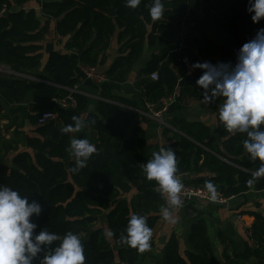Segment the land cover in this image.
Instances as JSON below:
<instances>
[{
	"label": "trees",
	"instance_id": "1",
	"mask_svg": "<svg viewBox=\"0 0 264 264\" xmlns=\"http://www.w3.org/2000/svg\"><path fill=\"white\" fill-rule=\"evenodd\" d=\"M32 1L38 3L39 10L28 4ZM151 2L142 0L138 8L131 9L125 0H0V9L5 5L0 13V66L34 77L0 73V109L22 103L30 90L27 119L33 126L32 134L23 136L21 144L26 149L12 156L10 165L0 164V184L23 193L29 203L40 204V214L29 217L37 225L35 234L43 230L61 238L68 231L78 234L86 264H145L153 240L150 250L139 253L120 238L127 235L132 213L146 216L153 228L163 218L167 200L153 188L137 189L149 181L143 172L148 162L145 130L135 125L141 117L137 112L115 103L120 102L118 97L106 88L100 96L108 100L75 93L76 105L66 108L53 100L66 96L68 88L81 81L77 64L96 67L108 83L121 85L150 50L135 83L141 110L146 111L145 102L159 108L161 99L173 93L183 103L202 100L203 92L195 83L202 70L188 74L183 59L190 66L204 61L234 65L238 49L264 27V20L252 22L246 11L248 0H164L165 14L155 22L149 14ZM50 31L60 39L62 48L51 49L44 66L38 69L42 41ZM114 41L116 55L107 63V50ZM152 72L157 73L156 80L150 78ZM91 103L93 110H89ZM45 111L56 117L38 124L37 117ZM73 116L83 118L85 128L76 133L62 132L66 125L74 124ZM218 117L219 111V140L201 122L178 116L169 121L175 130L162 127V132L171 136L172 142L164 148L176 154V174L195 172L196 176L185 181L204 188L205 182L211 181L225 196L264 190V176L248 184L260 162L251 161L243 147L247 134L227 132ZM74 137L86 138L98 149L87 166L75 173L70 148ZM249 215L254 217L247 228L254 242L251 255L224 247L217 256L205 220L197 211L188 216L183 251L172 234L158 264H249L250 257L256 264H264V216L259 212ZM109 230L111 237L106 236ZM218 237L221 243L232 244L220 231ZM58 243L53 242L52 247ZM43 254H38L33 264H39Z\"/></svg>",
	"mask_w": 264,
	"mask_h": 264
},
{
	"label": "clouds",
	"instance_id": "2",
	"mask_svg": "<svg viewBox=\"0 0 264 264\" xmlns=\"http://www.w3.org/2000/svg\"><path fill=\"white\" fill-rule=\"evenodd\" d=\"M142 0H125V6L136 9ZM246 11L251 14L253 23L264 20V0H248ZM151 19L159 21L165 14L164 0H152L149 7ZM192 69H201L196 85L203 92V101L210 103L223 97L219 108V121L227 132L246 133L243 147L251 161L259 160L260 166L252 173L251 185L257 178L264 176V27H260L254 38L245 42L237 51L236 63L209 61L194 62ZM74 124L66 125L64 133L80 132L86 126L83 118L73 116ZM95 123V121H92ZM71 153L75 158L72 171L79 172L87 166L89 159L98 152L97 147L86 138H72ZM176 154L170 148L161 147L152 153V159L143 165L147 180H155L158 190L167 195L169 208L162 209L164 220L172 225L179 222L175 216L184 206L180 193L184 185L179 176ZM212 203L219 200L217 187L205 182ZM171 209V210H170ZM38 202H28V197L0 184V264H33L39 256V264H86L84 245L78 234L68 231L63 238L47 230L34 233L37 225L29 217L39 215ZM107 237L113 236L111 230ZM153 230L147 224V217L132 213L128 221L127 235L120 242L136 249L139 253L151 249ZM59 243L52 247L53 242Z\"/></svg>",
	"mask_w": 264,
	"mask_h": 264
},
{
	"label": "crops",
	"instance_id": "3",
	"mask_svg": "<svg viewBox=\"0 0 264 264\" xmlns=\"http://www.w3.org/2000/svg\"><path fill=\"white\" fill-rule=\"evenodd\" d=\"M42 44L43 56L38 69H41L44 66L47 54L51 49L62 48L60 39L53 33V31H50L46 40L42 41ZM116 49L117 44L114 41L110 49L107 50V63H110L116 55ZM150 52V50L145 51L143 57L135 65L125 83L118 85L110 84L107 81L97 85L90 80L81 79L79 82L81 90L87 94L90 93L100 96L102 88H106L110 95L118 97L120 102L117 103L141 110V95L140 91L135 88V83L138 78H140L138 77L139 68L146 63ZM5 66L8 71L0 72L1 74H13L24 76L29 79L34 78L21 74L7 65ZM78 73L79 77H82L81 73ZM30 94L31 91L29 90L22 103L12 106H3V109H0V164L6 163L10 165L12 156L26 149L21 144L23 136L24 134H32L31 130L33 128L27 119L32 102ZM222 103L223 97H219L210 103L204 102L203 99H192L183 103L177 94L173 93L171 96H168V106L161 117V119L165 121V124H160L158 121L149 117L143 116V118L141 116L137 118L135 120V125L141 126L145 130L147 159H152L153 152L159 151L161 147L172 142L170 133L164 134L162 132V127L165 126L175 130L169 124V121L176 116L185 118L189 121L201 122L209 128L210 134L215 139L219 140L216 133V115ZM93 108V103H91L89 105V110H93ZM27 151H31V149L27 148ZM203 174L208 175L207 172ZM193 176H196L195 172H189L182 175L185 180L188 178L190 179ZM145 188H153L160 192L155 180L148 181L137 189L142 190ZM135 192L136 190L133 191V193ZM164 196L167 200V195L164 194ZM181 199L184 201V206L173 213L175 216L179 217V222L172 225L166 222L164 218H161L152 228L153 246L145 264H158L162 261L165 243L172 234L177 236L181 251H183L185 248V237L188 231V216H194L197 211L200 212L201 217L205 220L208 236L217 256L221 255L224 247L229 250L233 248L236 251L245 252L251 255L254 242L250 239L247 228L252 225L254 217L249 215V212H259L264 216V190L257 191L251 189L245 193L233 196L225 205L201 199ZM169 207L170 206L167 202L166 208ZM219 231L226 235L227 238L231 240L232 244L230 242L225 244L221 243L220 238L218 237ZM156 252L158 253L155 254ZM249 261V264H256L257 262L254 257H250Z\"/></svg>",
	"mask_w": 264,
	"mask_h": 264
},
{
	"label": "built area",
	"instance_id": "4",
	"mask_svg": "<svg viewBox=\"0 0 264 264\" xmlns=\"http://www.w3.org/2000/svg\"><path fill=\"white\" fill-rule=\"evenodd\" d=\"M4 10H5V5H3L1 7L0 13H3ZM183 61L186 64L188 74H190L193 71L192 67L190 66V64L188 63V60L186 58H184ZM77 68H78V71L81 73V76H82L81 79L90 80L91 82H93L97 85L102 84L104 82H107V77L105 76V74L103 72L97 70L96 67L78 63ZM7 71H8V69H6L5 65L0 66V72H7ZM150 78L153 80H156L157 79V73L152 72L150 74ZM68 91H69V93L66 96L53 98V100L55 102L59 103L60 106H62L64 108H66L68 106H75L76 105V99L73 95L75 93L83 94V95H86L88 97L98 99V100H102V99L108 100V99L102 98L99 95L90 94V93L87 94V93L83 92L80 88L79 82L74 84L72 87L68 88ZM115 103H117V102H115ZM117 104L120 106H123L127 109H130V110L137 112L140 116L149 117L151 119L158 121L160 124H165V121H163L161 119V117H162V114L165 112V110L168 106V97L161 99L159 108H156V106L152 103L145 102L146 111L135 109L131 106H127V105L120 104V103H117ZM55 117H56L55 113L45 111V112H42L37 117V123L38 124H45V123L49 122V120L54 119ZM176 175L181 178L183 185H184V188H183L182 192L180 193L181 198H183L185 200L201 199V200L209 201L207 199L209 194L207 193V190L204 187L194 186V185L186 182L185 179L182 177V175H179V174H176ZM218 195H219V200L216 203L220 204V205H225L233 197V196H225L221 192H218ZM209 202H211V201H209Z\"/></svg>",
	"mask_w": 264,
	"mask_h": 264
},
{
	"label": "rangeland",
	"instance_id": "5",
	"mask_svg": "<svg viewBox=\"0 0 264 264\" xmlns=\"http://www.w3.org/2000/svg\"><path fill=\"white\" fill-rule=\"evenodd\" d=\"M30 6H33L35 7L37 10H39V6H38V3L35 2V1H32V2H29L28 3ZM1 120V119H0ZM98 225H99V218H98ZM158 252H156L155 254H157Z\"/></svg>",
	"mask_w": 264,
	"mask_h": 264
},
{
	"label": "water",
	"instance_id": "6",
	"mask_svg": "<svg viewBox=\"0 0 264 264\" xmlns=\"http://www.w3.org/2000/svg\"><path fill=\"white\" fill-rule=\"evenodd\" d=\"M114 14V10H113V8H111L110 9V15H113ZM16 68H17V66H16Z\"/></svg>",
	"mask_w": 264,
	"mask_h": 264
}]
</instances>
